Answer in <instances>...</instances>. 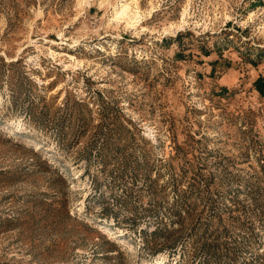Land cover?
Masks as SVG:
<instances>
[{
	"label": "rangeland",
	"instance_id": "374dc122",
	"mask_svg": "<svg viewBox=\"0 0 264 264\" xmlns=\"http://www.w3.org/2000/svg\"><path fill=\"white\" fill-rule=\"evenodd\" d=\"M258 77L264 0H0V264H264Z\"/></svg>",
	"mask_w": 264,
	"mask_h": 264
},
{
	"label": "trees",
	"instance_id": "16d2710c",
	"mask_svg": "<svg viewBox=\"0 0 264 264\" xmlns=\"http://www.w3.org/2000/svg\"><path fill=\"white\" fill-rule=\"evenodd\" d=\"M253 87L260 95L264 96V78L263 77H258L253 82Z\"/></svg>",
	"mask_w": 264,
	"mask_h": 264
},
{
	"label": "bare ground",
	"instance_id": "6f19581e",
	"mask_svg": "<svg viewBox=\"0 0 264 264\" xmlns=\"http://www.w3.org/2000/svg\"><path fill=\"white\" fill-rule=\"evenodd\" d=\"M111 230V229H110Z\"/></svg>",
	"mask_w": 264,
	"mask_h": 264
}]
</instances>
